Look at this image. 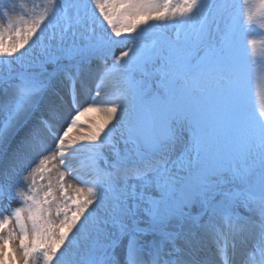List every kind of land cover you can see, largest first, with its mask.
Masks as SVG:
<instances>
[{"label":"snow or ice","instance_id":"obj_1","mask_svg":"<svg viewBox=\"0 0 264 264\" xmlns=\"http://www.w3.org/2000/svg\"><path fill=\"white\" fill-rule=\"evenodd\" d=\"M0 8V264H264V0Z\"/></svg>","mask_w":264,"mask_h":264},{"label":"rangeland","instance_id":"obj_2","mask_svg":"<svg viewBox=\"0 0 264 264\" xmlns=\"http://www.w3.org/2000/svg\"><path fill=\"white\" fill-rule=\"evenodd\" d=\"M13 0H0V4L12 3ZM17 11L14 15H29L32 13L39 14L44 10V7L48 5V0H14ZM230 2L237 6V9H244L247 5L252 4L253 0H230ZM21 8L23 11H21ZM2 11V8H0ZM25 18H29L25 15ZM6 22L0 20V26H4ZM248 39H254L257 41L255 48V60L256 63L252 65L251 85L248 96L249 106L254 112L259 113L262 106H264V63L261 62V55L264 54V31L259 30L257 27L251 28L249 34L245 37V42ZM249 56L252 57V49H248ZM100 114L97 112L86 113L85 116L80 118L78 122L79 126L73 130V132L81 131L88 132L90 126H94L102 121H99ZM72 132V133H73ZM39 182V178H37Z\"/></svg>","mask_w":264,"mask_h":264},{"label":"bare ground","instance_id":"obj_3","mask_svg":"<svg viewBox=\"0 0 264 264\" xmlns=\"http://www.w3.org/2000/svg\"><path fill=\"white\" fill-rule=\"evenodd\" d=\"M100 114V119L99 121H102L103 120V114L99 113ZM79 132L78 131H75L73 133H70L71 136H76ZM37 178H39V176H37ZM7 212V205L6 204H0V219H2L3 217V214H6Z\"/></svg>","mask_w":264,"mask_h":264}]
</instances>
